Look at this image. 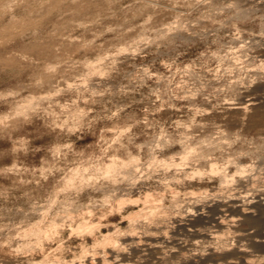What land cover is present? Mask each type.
Here are the masks:
<instances>
[{
	"label": "rangeland",
	"instance_id": "1",
	"mask_svg": "<svg viewBox=\"0 0 264 264\" xmlns=\"http://www.w3.org/2000/svg\"><path fill=\"white\" fill-rule=\"evenodd\" d=\"M219 177L264 193V0H0V264Z\"/></svg>",
	"mask_w": 264,
	"mask_h": 264
},
{
	"label": "bare ground",
	"instance_id": "2",
	"mask_svg": "<svg viewBox=\"0 0 264 264\" xmlns=\"http://www.w3.org/2000/svg\"><path fill=\"white\" fill-rule=\"evenodd\" d=\"M108 167L106 172L113 168L112 165ZM221 177L219 179L225 183V187H220L217 192L198 194L200 191L179 192L172 189L169 191L170 195L167 193L169 197L166 191L163 194L156 191L157 193L143 196V201H130L134 206L140 205V208L125 217L128 222L126 228L107 224V233H104L103 229L94 224L86 222L79 227L78 224L77 234L83 233L92 242L84 244L83 237L82 253L75 259L54 257L55 253L51 257L53 253L47 252L44 257L41 256V261L29 260L24 264H264V193H258L257 189L255 194L248 192L249 195L244 193L236 196L232 194L234 191L228 189L231 181ZM231 178L233 176L229 180ZM249 189L251 188L248 191ZM131 204L128 206L133 205ZM126 209L127 206L120 212ZM224 225L233 230L234 240L230 241L225 235ZM54 231L53 234L57 233L56 229ZM32 233L30 232L31 237L35 234ZM39 234L36 235L41 238V233ZM229 236L231 239V235ZM30 248L22 249L29 253L32 251ZM75 253L76 251L74 256Z\"/></svg>",
	"mask_w": 264,
	"mask_h": 264
}]
</instances>
